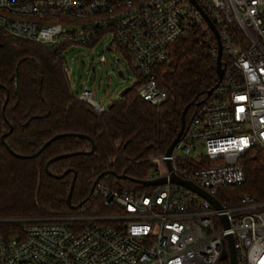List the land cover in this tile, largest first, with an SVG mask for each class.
<instances>
[{
	"label": "built area",
	"instance_id": "obj_1",
	"mask_svg": "<svg viewBox=\"0 0 264 264\" xmlns=\"http://www.w3.org/2000/svg\"><path fill=\"white\" fill-rule=\"evenodd\" d=\"M194 1L198 7L192 0H0L3 33L52 52L70 90L96 113L113 96L101 105L87 84L70 78L66 54L75 47L91 49L103 38L104 49L130 69L139 98L158 106L166 93L154 67L169 61L174 41L193 27L214 37L203 11L217 30L223 68L170 154L148 156L152 167L141 180L165 182L119 190L97 182L91 199L105 211L88 203L68 213L0 218L21 230L11 237L0 230V264H219L228 235L236 264H264V200L246 194L230 205L218 196L243 182L244 160L264 147V0ZM210 53L215 60V37ZM118 72L124 77V66Z\"/></svg>",
	"mask_w": 264,
	"mask_h": 264
},
{
	"label": "trees",
	"instance_id": "obj_2",
	"mask_svg": "<svg viewBox=\"0 0 264 264\" xmlns=\"http://www.w3.org/2000/svg\"><path fill=\"white\" fill-rule=\"evenodd\" d=\"M213 46L212 34L191 28L171 45L169 61L154 67L166 93L160 105L139 98L132 85L107 111L96 113L70 90L52 52L32 41L11 39L0 29V136L10 123L4 142L20 155L0 141V218L68 213L88 203L105 211L99 199H91L93 181L103 171L116 175H103L99 183L115 190L136 187L117 175L141 180L152 167L148 156L165 152L180 129L184 107L194 102L186 110V123L217 81ZM58 133L86 137L67 135L39 151ZM74 152L79 153L52 161L45 169L51 157ZM243 168L242 183L219 189V198L230 205L246 194L264 200V147L254 149ZM66 169L71 170L57 177ZM73 176L70 204L75 207L69 208L66 195ZM0 230L6 237L21 235L20 224L13 221H0ZM219 264H229L228 258Z\"/></svg>",
	"mask_w": 264,
	"mask_h": 264
},
{
	"label": "rangeland",
	"instance_id": "obj_3",
	"mask_svg": "<svg viewBox=\"0 0 264 264\" xmlns=\"http://www.w3.org/2000/svg\"><path fill=\"white\" fill-rule=\"evenodd\" d=\"M103 54L105 60L98 62V56ZM89 55V58L86 57ZM72 57V60H71ZM116 53L104 49L103 38L89 49L86 46L75 47L66 54L67 65L70 68V78L77 80V87L82 82L92 90L93 98L101 105L112 98L125 87L130 86L133 77L124 60L115 61ZM91 63V66H88ZM120 65L124 66V77L119 76ZM87 80V82H86Z\"/></svg>",
	"mask_w": 264,
	"mask_h": 264
},
{
	"label": "water",
	"instance_id": "obj_4",
	"mask_svg": "<svg viewBox=\"0 0 264 264\" xmlns=\"http://www.w3.org/2000/svg\"><path fill=\"white\" fill-rule=\"evenodd\" d=\"M192 2L198 7V5L196 4V2L194 0H192ZM202 12V15L204 17V19L206 20L208 26L210 27V29L212 30L213 34H214V37H215V40H216V46H217V54H216V59H215V72H216V76H217V81H219L222 77V74H223V68H222V63H221V43H220V39H219V36H218V33H217V30L214 26V24L211 22V20L208 18V16L203 12ZM0 86H2V84H0ZM130 89V86H127L125 88H123L117 95L116 98H111V102L109 105H111L113 102H115L117 100L118 97H121L127 90ZM211 91V88L208 89L206 91V94L210 93ZM199 102V101H198ZM197 102V103H198ZM196 103V104H197ZM5 104H6V100L4 101L3 105H2V114H3V117L5 118L4 116V107H5ZM191 104H194V102H191L190 104H187L184 109L182 110L181 112V126H180V129L178 130V132L176 133L174 139L171 141V143L168 145L167 149L165 150V154L166 155H169L173 146L178 142V140L180 139V136L182 134V131H183V128H184V123H185V113H186V110L187 108L189 107V105ZM8 126H9V129L7 132L1 134L0 136V141L2 144L5 145L6 149L12 153L13 155L15 156H20L16 153H14L9 147L8 145L4 142V137L5 135H7L11 130H12V125L10 123H8ZM67 135H76L78 137H86L85 135L83 134H75V133H58V134H55L53 135L52 137H50L49 139H47L42 147L39 149V151L46 147L50 142L58 139V138H61V137H64V136H67ZM79 152H74V153H61V154H58L56 156H53L51 157L50 159H48V161L46 162V165H45V169L47 170V165L52 162V161H55L57 159H61V158H65V157H69L73 154H77ZM69 170L71 169H66L63 171V173H61L59 176L57 177H62L65 173H67ZM106 174H113V175H116L114 172L112 171H103L101 172L100 174H98L96 176V178L94 179L93 181V185H92V188L93 186L98 182V180L100 179V177H102L103 175H106ZM74 177L72 178L71 180V183H70V187H69V190L67 192V195H66V203L68 205L69 208H74L75 206L74 205H71L70 204V196H71V192H72V188H73V183H74ZM117 177L119 178H126L132 182H136V183H141L142 185H149V184H157V183H163L165 182V178L164 177H161V178H158V179H155V180H151V181H144V180H140V179H133V178H130V177H127L126 175H124L123 173L120 174V175H117ZM170 180H172L173 182H177L197 193H199L200 195H202L203 197L209 199L216 208H219L220 207V204L219 202L213 198L212 196H210L208 193L204 192L202 189H200L199 187L195 186L194 184H192L191 182L189 181H186V180H182L178 177H176L174 174H172L170 176ZM223 222H224V227H227L228 226V222L226 220V218L223 216ZM227 242H228V252L227 254L226 253H222L221 254V259H224L226 257H228V260H229V264H236V261H235V254H234V249H233V243H232V238H231V235H228L227 236Z\"/></svg>",
	"mask_w": 264,
	"mask_h": 264
}]
</instances>
